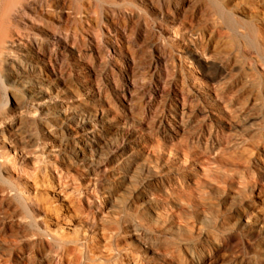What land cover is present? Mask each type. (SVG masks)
Returning a JSON list of instances; mask_svg holds the SVG:
<instances>
[{
    "label": "rangeland",
    "instance_id": "rangeland-1",
    "mask_svg": "<svg viewBox=\"0 0 264 264\" xmlns=\"http://www.w3.org/2000/svg\"><path fill=\"white\" fill-rule=\"evenodd\" d=\"M34 1L9 3L29 15L12 23L20 38L35 35L38 49H48L37 32L45 25L62 43L64 31L76 38L66 48L51 44L57 75L46 62L36 84L53 96L32 105L28 85L12 74L25 60L0 44V120L15 124L24 147L15 161L0 141V154H10L0 159V264H264V0H107L114 9L102 0ZM218 10L253 35L232 34ZM115 35L126 59H98ZM69 90L81 107L114 115L123 135L90 163L58 149L59 129L43 115ZM142 137L147 145L133 144Z\"/></svg>",
    "mask_w": 264,
    "mask_h": 264
},
{
    "label": "bare ground",
    "instance_id": "bare-ground-1",
    "mask_svg": "<svg viewBox=\"0 0 264 264\" xmlns=\"http://www.w3.org/2000/svg\"><path fill=\"white\" fill-rule=\"evenodd\" d=\"M10 1L11 0H8L5 3L0 2V44L4 45V43H6L7 47H10L13 49L15 48V50H17V52H19L21 57L25 60L24 63L22 62V64L17 63L19 66V70L12 71L13 72L12 74H13V79L15 80L16 83L28 85L27 92L29 93V95L26 97V99H27L26 103L31 104V105L33 103H38V102L44 103L46 100H50V97L53 95L48 94L47 89L42 87L41 84H36V83H38V79L41 78V71L38 68L41 67L42 65L46 64V62H48V64L51 65L50 70L53 73V75L54 76L57 75L56 74L57 70L52 65L55 61V55H56V53L53 52V50H52V48H53L52 45L53 44H59L62 47L66 48V46H67L66 44L69 41V35L71 33L68 30L66 32H69L70 34H68L64 31L65 34H62V35H64V38H62L64 42L62 43L60 41L61 37H59L55 33L56 30L52 29L49 25H45V29L47 28L48 30H51L54 33L48 32V31L46 32L45 29H44L45 31L37 29V32H39L41 34L42 38L44 40H46L45 41L46 44L48 43L50 45V47L46 50H39L37 47L38 42H36V37L34 34H33L34 36L32 38L22 39L19 37V32L17 30L15 31V29L13 28L12 23L16 21V15H21L24 17H26V16L29 17V15L24 11H22V12L18 11L17 13H14L12 10H10V8L8 10V6H9ZM31 1H34V0H31ZM138 1H141V0H138ZM68 2L70 3V0ZM101 3H104V5H106L107 8H110V9L113 8V7H111L112 2H108L107 0L106 1L102 0ZM101 3H100V5H98V6H100V8L103 7ZM142 3H144V1H142ZM26 5L32 6V5H29L27 2H26ZM55 5L59 9L62 8V5L60 3H55ZM69 6H72V5H69ZM263 6H264V3H263ZM70 8L73 9V7H70ZM84 8H86V7H84ZM167 8H168V6H167ZM29 9H30L29 11H31V9L33 11L32 7H29ZM113 9L111 10V15L113 14V12H112V11H114ZM34 10H35V8H34ZM129 10H130V8H129ZM138 10L139 11H137V13L141 11V8H138ZM75 11H76L75 12L76 16H77V14H80V7L79 6L75 7ZM84 11L86 13H88V15H89L88 17H85L84 24L86 26H90V22L93 21V19L90 18L91 17L90 14H93V12L90 9H87ZM171 11H172V9H171ZM129 12L132 13L133 10H130ZM104 13H105V11H104ZM169 13H170V11H169ZM218 13L220 15V18H221L223 24L227 27V29L232 34L237 36L238 38L249 39V37L253 35V33H254L253 27H249L247 25L244 26L241 23L234 21L230 15L223 14L219 10H218ZM138 14H141V13H138ZM159 14L162 18H164V14H168V9H167V11L162 10V13L159 11ZM175 14H176V10H175V13L174 12L171 13V15H170L171 18ZM65 15H66V13H65ZM50 24H53V23H50ZM90 27H92V26H90ZM119 28L118 27L114 28L115 32L120 30ZM11 29L14 31L11 32ZM120 31H121V33L119 32V34L121 35V37L125 38L126 37L125 33L122 30H120ZM14 36H16L17 38H15ZM21 36H23V35H21ZM118 37H120V36L115 35V36H113L115 42H113L112 39H108L107 44L102 45L101 49L97 52L98 59L101 60V58H107L108 56H110L111 52L117 53L126 59V56L122 55L123 53L121 52V50L118 46V40H117ZM70 38H71V36H70ZM75 38H72V39L75 40ZM251 38H252V40L254 39L253 37H251ZM41 41H42V39H41ZM42 42H44V41H42ZM71 42L68 44H71ZM88 42L90 43V40H88ZM69 46H71V45H69ZM73 47H75V44ZM71 49H73V51H74L73 54H74L76 59L82 58L83 54H81L78 51L79 50L78 47H77L78 50L75 48H71ZM28 51L35 53V55H31V53H29ZM135 53H136V51H135ZM71 58H73V57H71ZM197 58H200V57H197ZM77 62H79V63H75L74 66L82 69L84 66L82 61L77 60ZM81 76L78 77L79 81L81 82L80 86L84 89L83 91L85 92V94L88 95L87 96L88 99H90L91 101H96V100L98 101L100 98H99V95L97 94V92H93L90 90V85H92V83L88 82L87 84H85V82L82 80L83 77H81ZM95 80H97V79H95ZM59 84H61V83H59ZM127 88L129 89L130 87L127 86L126 89ZM187 102H189V101L186 97H180V103L182 106H184ZM80 104L82 105V103L80 101L79 93L69 90V93L66 95L65 101H62L60 103H53L51 105H47L48 107H44L42 109L44 111H46L43 114L44 117L47 118V120H49V122L51 124H53V126H55L59 129V132H57V133H61V129L66 130V132H65L66 135L64 134V135L60 136V134L57 135V133H56V136L54 139H55V142L57 144L58 149L67 152L69 154V156L71 155L70 158H72V156H73V158L77 159L81 163H88V162L90 163L92 161V154L94 151L97 150L103 154L106 150L109 149V147L112 145L113 141H118L119 136H121V138L123 139V135L120 133V126L116 122V117L114 115H112L108 112H102L100 114L96 111V108H94V105H90V106L85 105V106L81 107ZM0 106H2L1 102H0ZM25 106L26 105L20 106L18 108L21 110V112L19 111V113L21 114L20 118L23 116V119L27 120L31 117L29 114H27L25 112L26 111ZM69 107H72L71 111H68V113H65V114H62V111L58 110V109H64L66 111V108H69ZM20 118H19V120H20ZM6 134L13 137L14 139H18V140H9L6 138ZM22 137L23 136H21L20 130L18 128H16L15 124H12L11 122L10 123L7 122V117L0 120V141H1V143H3L5 145V147L12 150V153H13L12 159L15 161L18 159L17 157L14 156L17 154V150L18 149H21L22 151L24 150V147L20 148V146L18 144V142L22 141ZM132 141H133L134 145H137L139 147L147 145V140L143 137L140 139H137V140L132 138ZM4 155L7 157H10V154H8L5 151L3 153V156ZM125 155H126V158H128L129 163L134 164V165L138 163L139 158H138L137 154L131 148H129V149L127 148L125 150ZM3 156H2V154H0V159H2ZM19 157H21V156L19 155ZM3 167H4V161L0 162V172L3 171V170H1ZM89 206H91V205L89 204ZM91 211L88 210V213ZM228 235L230 236L231 233ZM85 259L87 260L86 256H85ZM134 261H135L134 258H132L133 264H138V263H136V261L135 262Z\"/></svg>",
    "mask_w": 264,
    "mask_h": 264
}]
</instances>
